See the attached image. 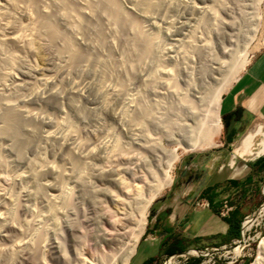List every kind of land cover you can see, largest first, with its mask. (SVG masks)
Instances as JSON below:
<instances>
[{
    "label": "bare ground",
    "instance_id": "obj_1",
    "mask_svg": "<svg viewBox=\"0 0 264 264\" xmlns=\"http://www.w3.org/2000/svg\"><path fill=\"white\" fill-rule=\"evenodd\" d=\"M20 1L23 0H0V16L12 20L7 5L12 2L17 4ZM25 1H29V5L38 13L34 26L28 28V35L23 32L27 35V39L30 41L36 37L48 45L53 40L64 39L65 48L60 53H57L56 50L61 63L53 65L55 66L54 75L42 79L43 85L46 87L45 90L31 89L24 95H19L20 93L18 94L14 90L15 92L11 95L12 86L20 89L23 83L28 84L25 79L29 78L30 69L23 66L21 58L8 50V46L21 47L24 44L23 40H26L23 38L26 36L22 38L21 34H13L6 38L0 37V142L4 141L8 150L14 152L15 148L22 147L20 146L23 145L22 143L27 145L29 141L24 139L26 134L28 136L32 134V138L37 136L34 135L36 134L35 130L29 129V127L38 125L41 129L38 132L36 129L38 140L49 146L50 154L55 155L53 158L59 159L61 164H54L57 159L55 162L53 161L54 163L46 161L41 151H37L36 159L25 158L29 174H21L18 179H30L34 183V189H24L13 208L6 212H3V209L0 212V264H130L139 240L144 234L150 205L172 182L171 171L179 159L178 148L191 151L204 145L211 146L214 137L219 134L221 129L220 114L227 109L225 104L221 105L222 93L227 81H224L223 77L231 71L230 67L234 59H240L236 70H234L236 74L248 64L249 49L257 39L261 5L264 0H250L251 3L247 4H244L242 0H217V3L225 11L226 19L224 20L218 19L214 6H207L208 4L200 6L185 0H178L181 3L184 2L192 12L218 21L219 28L223 31L221 34L223 43H220L222 46L218 47L216 56L214 53L212 54L214 55L212 56L213 64L209 65L206 70H200L198 77L192 78L183 92L177 86L176 78L175 81L172 78L174 70L162 69L164 78L160 81H157L156 75H154L155 78L152 73L150 76L153 77H149V71L146 78L148 82L144 81L148 83L149 87L159 84L167 95L178 97L181 111L178 112L179 109L176 111L179 114L182 113L183 117H180L178 121L181 123L173 122L171 124L165 121L166 118H163L164 120L156 118L145 102L142 105L133 101L129 102L126 104L124 112H119L115 105L119 99V88L115 84L109 83L111 78L109 81L107 78L105 79L109 75L106 62L98 60L94 55L91 56L86 50V47L90 48V46L98 49L107 40L104 36L105 33L101 30L96 33V38H88L87 34L85 36L91 25L87 16L90 14L102 16V12L109 15V19L121 28L123 37H120L118 42L126 46L127 49L130 46L133 47L136 51L135 62L137 65H142V62L153 52L154 45L152 44L154 43L151 42L141 23L124 11L116 0H99L98 3L97 0H93L95 5L90 8V14L87 12L88 10H84L88 15L83 12V9L87 8V0L84 3L86 6L82 4L85 6L84 8L75 4L80 0H74L75 2L72 0H50V2L52 1L51 5H54L55 8L53 10L51 7L52 11L49 10V6L44 4V0ZM158 3V0H131L132 8L130 10L133 13L140 11L144 15L152 11ZM228 3L231 5L228 6ZM157 7L159 6L157 5ZM55 13L66 27L75 28V41L62 33L56 23L58 20L54 22L52 16ZM136 14L138 15V13ZM245 17L247 25L244 31V26L241 27L240 22ZM177 24L181 28L187 26V23L184 22ZM241 39L243 42L240 45ZM185 42L192 49L190 52L194 51L200 54L205 50L201 45H194V41L191 39ZM116 43L113 41L108 44L110 47H114ZM182 44L183 40H180L178 45H172L169 50L176 49L183 52ZM105 46L103 45V47ZM206 46L209 47V44ZM82 63H86L85 66L90 64L96 70L92 69L95 72L93 74L94 85L91 87L75 85L68 91L56 87L55 82L70 74L74 69L84 66L81 65ZM134 65L136 66L135 63ZM8 79L11 84L6 83ZM156 87L158 86L156 85ZM8 93L9 95H6ZM70 97H77L86 102L91 106L90 111L97 116L98 114L110 116L116 123L119 132H115L103 121V123L101 122V133L104 132V135L102 134L103 138L101 137V148L97 149L85 144L80 140L78 129L76 130L71 125L68 116L65 115L64 105ZM39 101L52 105L59 112L56 109L55 111L64 117L61 116V120H55L47 113H42L41 110H34L35 107L32 108V105ZM141 102L143 101L140 98ZM174 125L176 126L174 127ZM258 133L264 137V131H261L260 128L248 133V140L242 147L245 152L249 150L254 135ZM175 136L180 139L177 141V147L168 148L164 145V141H174ZM40 141L37 142L41 143ZM32 142L30 141V143ZM33 144L35 145V143ZM1 145L0 150L6 148H3L5 144ZM259 151L264 152V139H262ZM124 154L129 156L119 162L118 160L122 159L120 157ZM3 160L4 158L0 157V167L3 163H7ZM234 160L235 156L233 155L231 165L234 164ZM120 165L122 166L121 170H118L116 166L120 167ZM121 175L127 182H121ZM97 182H101V189L96 185ZM136 182L142 184L137 193L133 189L130 190L132 183ZM98 196H101V202L108 204L112 210H116V205H118V209L125 215L126 225L117 228L114 235H108L104 229L107 224L109 225V221H107L105 213L102 211L99 213L95 206ZM38 203L41 205L38 206ZM81 218L96 221V224L101 223V228L98 227V232L93 238L95 244L101 245V247L109 246L113 253L112 257L101 256L102 258L90 262L84 258L82 248L84 240L80 232L82 229ZM252 223L253 219H247L244 226L249 229ZM234 252L238 253L239 249L236 248ZM171 262L172 260H169L166 264H171ZM253 264H264V238L260 240L258 258Z\"/></svg>",
    "mask_w": 264,
    "mask_h": 264
},
{
    "label": "rangeland",
    "instance_id": "obj_2",
    "mask_svg": "<svg viewBox=\"0 0 264 264\" xmlns=\"http://www.w3.org/2000/svg\"><path fill=\"white\" fill-rule=\"evenodd\" d=\"M72 1L75 2L74 0ZM80 1H77L75 4H77L79 7L81 5V8H84L88 4L87 8L85 7V9H83V12L87 10L88 13L89 11L91 12L90 8H92V6L94 7L95 5L94 1L92 0L90 4H89L90 0L89 1L87 0V3L85 2V0L82 1V3H80ZM116 1L124 11L129 13L131 17L133 16L138 20V22L141 23L142 28L144 29L146 34L150 37L151 42L154 43L152 44L154 45V50L152 49L153 52L149 57L146 58L147 61L144 60L147 63L143 61L142 65H137V62H135L136 51L133 49L132 46L128 47L127 49L126 46L119 44L120 42L118 41L120 40V37L121 38L123 37L121 28L116 23L114 24L109 19V15L101 12L102 16L99 15L93 16L90 13H89L90 15H88L85 12L88 15L87 17L91 24L89 29L85 33V36L88 35L87 37L92 39L96 38V33H98V31L101 30V32L105 33L104 36L106 37L105 39H107L106 42L103 44L106 45L105 47L101 45L102 48L100 46V48L97 49L96 47L90 46V48H92L93 50L90 49L89 47H86V50L88 53L91 54V56L94 55L98 60L106 62L105 64L107 68V73H109V75L106 76L105 79L107 78V81L112 79L111 81H109V83L115 84L119 88L118 89L119 99H117L116 101L115 104L116 108L119 110V112H124L126 104L129 102L132 101L134 103L137 102L138 105L139 104L142 105L145 102V105H147V107L151 109L153 115L156 116V118H160L161 120H164L166 118L165 121L170 124L173 122L181 123L178 121L180 120V117L181 118L183 117V114L178 113L179 111H181L180 110L181 106L178 97L174 95L173 96L167 95L166 92L162 90L161 85L159 84H156L158 87H156V85L155 87L154 86L149 87L148 83H146L148 82L147 81L148 79H146L147 75L150 71L148 76L153 77L154 75H156L157 78L155 76L154 77L158 79L157 81H160L162 78H164L161 72L162 69H167V68L172 69L175 72V73L173 72L172 78H174V81L176 78L177 86H179L180 89H182L181 90L182 92L185 91L187 83L189 81L191 82L192 78L198 77L200 70L201 71L203 69L206 70L208 69L209 65L213 64L212 56L214 55L216 56L218 47L222 46L221 44L223 43V38L221 34L223 31L221 30V28H219L220 27V25H218L219 22L215 21L214 19L211 20V18L205 17L202 14L199 15L197 13L192 12L190 9H188V7L186 6V4H184V2L181 3L178 0H158L159 3L156 4V6L152 9V11L144 15L140 11L135 10L137 12L133 13L130 10V8H132L130 4L131 0H116ZM185 1L195 3L196 5H200V6H204L206 4H208L207 6L209 5L212 7L214 6L213 8L217 10L218 19L219 18L220 20L226 19L224 14L225 11L220 6V4L217 3V0L216 2L215 0H185ZM49 2L50 0H44V4L47 5V7L49 6L48 7L49 10L52 11L51 7L53 8V10H55L54 5L53 6L51 5L52 1L50 2V4ZM98 2L99 0H97V3ZM242 2L244 4L251 3L250 0H245V1L242 0ZM84 3H86V5ZM29 4H30L29 1H25V0L20 1L19 3L17 2V4L12 2L10 3V5L9 4L7 5V9H9L8 13L12 17V20L10 18H8L9 19L8 20L6 19V17L0 16L1 38H6L13 34H18V35L21 34L22 38L23 36H26L25 38H23L26 40H23L24 44L22 43L23 45H21V47H16L15 45L8 46V50H10L11 52L18 55L21 58L23 66L30 69L29 78L25 79V82H27L28 84L26 85V83H23L20 89L17 87L19 90L15 88V86H12L14 87V88L11 87V89L13 90L11 89H10L11 91L9 90L11 95L15 91L18 92V94L20 93L19 95H24L25 93L26 94L29 93L31 89L45 90L46 87L43 85V80L46 78H50L54 75L55 66L53 65L57 63L58 64L61 63L59 60L60 58L57 57V53L63 52L65 48L64 47L65 42L63 43L64 39L59 40L57 38L58 39L57 41L53 40V42H51L49 45L46 44L45 41H42V39L40 40L39 38L36 37H33L32 40L30 41L27 39L28 38L27 32H29L28 30L34 26L38 17L37 10H35ZM82 4H84L85 6H83ZM157 5L159 7H157ZM230 5L231 4L228 3V6ZM262 10H264V3H262ZM136 13H138V15ZM57 16H58L57 13H55V15L53 14L52 19L54 20V22L55 20H58L56 21V23L59 25L62 33H64L66 36H69L70 39L72 40L76 39L75 37L76 33H74L75 28L66 27L64 23L60 21L59 19L60 17L58 16L59 17L58 18ZM199 21L200 22L202 21L203 23L202 22L200 23ZM178 22L187 23V26L181 28L179 24H177ZM240 25L241 27L244 26L243 30L245 31L246 30L245 27L247 25L246 17L240 22ZM23 32L26 33L27 35L24 34ZM190 39L194 41V45L196 44L204 47L205 50L201 51L202 53L199 52L201 55L198 54L197 52L195 53L194 51L190 52V50L192 51V49L188 46L187 42H185ZM180 40H183L181 50H183L184 53L179 52V50L176 49H173V51L169 50V48L172 45H178ZM109 41L110 42L116 41L117 43L114 47L111 46L112 47L111 48L110 45L108 44L110 43ZM239 42L241 45L243 40L241 39ZM207 44H209V47L207 46L205 47V45ZM262 47H264V23H262L257 39L250 46L249 57H248L249 61L246 67L242 71L236 74L234 70H236L238 63L240 61V59L236 58L233 60V63L230 67L231 71L227 72V74L224 76L225 78L223 77V79H225L224 81L226 80L227 81H226L225 90L222 93L221 105L227 100V98L231 97L234 90H236L239 87L241 79L244 76V74L247 72L252 61L254 60L256 52ZM186 49L187 50L189 49V51H187ZM213 53L214 55H212ZM134 63L136 64V66L134 65ZM81 65L84 66H80L78 69H74L73 71L70 72V74L66 75L64 78H61L57 82H55L56 87L60 88L63 91L64 90L68 91L75 85H80L82 87L84 86L91 87L92 85H94L95 83H93L94 82L93 79L95 77L93 74L95 73L94 72L95 69L90 64H87V66H85L86 63H82ZM90 71L91 73H89ZM144 72H146L147 74ZM151 73L153 76L152 75L150 76ZM143 74L145 75V77ZM8 82L9 84H11V81L9 79L8 81H6V83ZM6 95H9V93ZM137 96L140 97L143 102L140 103V98L138 99ZM33 107H35L34 110L35 109L37 111L41 110L42 113L44 114L47 113L49 117H52V119L54 118L55 120H61V118L64 117L61 115V113L58 114L59 111L56 108H54L50 104H46L45 102L44 103L40 101L38 103L36 102L34 105H32V108ZM64 107H65L64 108L65 115L68 116L71 125L76 130L78 129L77 131L79 133L80 140L84 141L85 144H89L97 149L101 148V140L104 135V132L101 133V122L103 123V121L104 124L111 126V128L115 132H119L116 123H114V121L111 119L110 116L101 115V114H98L97 116V114H93L89 109L91 106L77 97H70V99L67 100L66 105H64ZM55 109L58 112L55 111ZM220 117H221V129L219 134L214 137L213 145L211 146L204 145L203 147H199L191 151H184L183 149L178 148L179 159L177 160L171 171L172 182L168 187L163 189L160 195L150 205L147 215V224H148L149 216L152 213L153 205H155L157 201H160L163 197H165V195H170L169 202H171L172 198H175L179 194H182L183 191L180 189V186L178 184L180 182L179 168L183 166L185 162L192 163L191 164L192 170H186L185 173H187V176L185 178L191 177L190 174L193 172V169L195 167H197L198 169L196 170L197 172L200 171L199 169L201 168V165L203 167L208 166V169L211 170V173L213 172L218 173L217 177L221 183L219 188L223 187V190H219V193L221 194L220 196L221 213L226 214V212L229 211L230 209H234L236 211L237 218L239 219L240 222V237L236 239L233 243L228 245L226 248H220V247L218 248L215 246L205 247L207 246L206 244L204 243L200 244V248L195 249L193 251H202L204 253L203 255H199L198 257H195V259H197L200 262L199 264H253L257 261L258 246L261 238H264V233H261L260 227H253L249 232L242 235L241 227L242 224L245 223V218L248 216H252L256 211L257 206L261 203L257 197L259 191L258 182H260V188H261V186H264V178H262V180H259L257 172L251 171L250 173L251 175L254 176L255 183L252 182L251 180L252 185H250L249 187L246 185V183H248L247 176L249 175L247 163L264 155V152L259 151V148L262 145V139H264V137H262V135H259L254 140L251 148H249V150H247L246 152L243 150L242 147L243 144L248 140V134H246L238 143H235L232 146H225L221 140L222 132H223L222 113L220 114ZM37 126L38 125H34L33 127L32 125L31 127H29V129L35 130L34 132L36 134L34 135L38 136L37 132L41 129L39 126H38L39 128ZM175 126L176 125H174V127ZM31 135L32 134H30V136ZM30 136L26 134L24 139L28 140L29 142H27V145H24L25 143H22L23 145H20L22 147L15 148L14 152L11 151L10 149L8 150V147H6L7 145L4 141L0 142V145L2 144L1 146L5 144L3 148L6 147L5 149L0 150V152L3 151L0 154L1 155L0 157L2 159L4 158L3 162L4 161L7 162L5 164L3 163V165L0 167V206H1L0 212H2L3 209H4L3 212L4 211L6 212L7 210L13 208L18 201V197L20 198L22 191L27 188L31 190L34 187V183L31 182L30 179L27 180L18 179L19 175L21 174L23 175L29 174V168L26 165L25 158L30 157L31 159L34 158L36 159L38 157L37 151H41L46 161L48 160V162L51 161L55 162L56 161L55 159H57L56 157L53 158V156L55 155L50 154L51 150L49 146L44 145V143L42 144V142L38 140L37 136H33V138L36 137L34 138L36 139L34 142V139L32 138V136L31 137ZM178 140H180L179 137L175 136L174 141L171 142L164 141V145L167 146L168 148H175L177 147ZM30 141L33 142L30 143ZM37 141L38 142L40 141L41 143H38ZM33 143H35V145ZM40 144L43 147H41ZM22 150L24 151V153ZM233 155L235 156V160H234V164L231 165V158ZM127 156L129 155L126 154L122 155L120 157L122 159H119L118 161L122 162L123 159H126ZM211 159H213V162H212V166L210 167ZM54 164L60 165L61 162L59 159H57V161ZM121 167H122L121 165L120 167L116 166L118 170H121ZM140 175L142 176V173H140ZM120 178L122 183L127 182L123 175H121ZM191 179L193 180L194 177H192ZM96 185L98 186V188L101 189V182H97ZM141 186H142L141 182L132 183L130 190L133 189L137 193V191L139 190V188H141ZM201 200L203 199L201 198L197 199V201H201ZM86 204H88V202H86ZM39 205L41 204L38 203V206ZM95 206L99 213H101V211L105 213L106 219L107 221H109V225L107 224V226L104 227L108 235L111 234L114 235L115 230L117 228L126 225V223L124 222L125 215L122 214V212L118 209V205H116V210L115 209L112 210V208L108 207V204L101 202V196H98L95 202ZM81 220H82L81 222L82 229L80 232L84 240L83 241L84 243H82L84 258L87 259L88 262H90L91 260L97 258L112 257L113 253L111 251V248L109 246L101 247V245L95 244L93 238V236L98 232L97 230L98 227L101 228V223L96 224L97 222L92 221L91 219L81 218ZM147 224L145 227L144 234L147 229ZM144 234L140 238L139 243L144 238ZM236 248L239 249L238 253L234 252ZM170 258L171 257L163 258L159 262L154 264H165V262L168 261ZM180 261L181 259L174 258L171 264H180ZM132 263L133 262L131 259L130 264Z\"/></svg>",
    "mask_w": 264,
    "mask_h": 264
},
{
    "label": "crops",
    "instance_id": "obj_3",
    "mask_svg": "<svg viewBox=\"0 0 264 264\" xmlns=\"http://www.w3.org/2000/svg\"><path fill=\"white\" fill-rule=\"evenodd\" d=\"M262 23H264V10L261 5L258 33ZM223 104L227 106V109L222 112L225 123H223L221 140L225 146L238 143L246 134L257 128L264 131V47L256 52L239 87ZM259 135L261 134L254 135L252 144ZM228 137L231 142L226 144ZM212 162L213 159L210 161V167ZM191 164V162H185L179 168L180 182L178 184L183 191L182 194L172 198L171 202H169L170 195H165L153 205L144 238L136 247L132 264H154L166 257L187 255L188 252L200 248V244L203 243L207 245L205 247L223 248L238 239L237 229L234 227V224L239 221L236 211L230 209L223 214L220 210L219 190H223V187L219 188L221 183L217 177L218 173H211L208 166L201 165L200 171L196 172L198 169L195 167L190 174L191 177L185 178L186 170H192ZM247 165L249 175L246 185L249 187L252 182L255 183L251 171L257 172L259 180L264 178L262 176L264 175V155L249 161ZM192 177H194L193 180ZM258 183L257 197L261 205L264 203V186L260 188V182ZM198 198L207 200L210 207L197 208L195 204ZM259 227L261 233H264V222ZM196 260L195 257H191L186 264Z\"/></svg>",
    "mask_w": 264,
    "mask_h": 264
},
{
    "label": "built area",
    "instance_id": "obj_4",
    "mask_svg": "<svg viewBox=\"0 0 264 264\" xmlns=\"http://www.w3.org/2000/svg\"><path fill=\"white\" fill-rule=\"evenodd\" d=\"M195 206L199 209H204V208H209L210 204L207 200H201V201H197ZM247 219H250V220L253 219V223L249 229H247L244 226V223L242 224V227H241V234L242 235L249 232L253 227H259L261 225V223L264 222V203L259 205L258 209L254 212V214L252 216L246 217L245 221ZM223 248H226V247H223ZM203 253L204 252H202V251H191V252H188L187 255H180L177 257H171L169 260H173L174 258L181 259L180 264H186L188 262V260L190 259V257H198L199 255H203ZM166 262H165V264H166Z\"/></svg>",
    "mask_w": 264,
    "mask_h": 264
},
{
    "label": "trees",
    "instance_id": "obj_5",
    "mask_svg": "<svg viewBox=\"0 0 264 264\" xmlns=\"http://www.w3.org/2000/svg\"><path fill=\"white\" fill-rule=\"evenodd\" d=\"M237 113H238V111H237ZM223 123H225V122H224V118H223ZM230 142H231L230 137H228V138H227V142H226V144H229ZM234 227H235V229H237L236 237L239 238V237H240V233H239V231H240V222L237 221V222L234 224ZM199 263H200V262H199L198 260H196V261L192 262L191 264H199ZM147 264H148V263H147Z\"/></svg>",
    "mask_w": 264,
    "mask_h": 264
}]
</instances>
